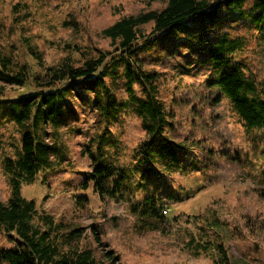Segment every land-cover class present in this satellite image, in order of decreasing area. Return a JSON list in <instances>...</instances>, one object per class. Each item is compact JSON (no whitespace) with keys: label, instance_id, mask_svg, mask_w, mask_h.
Listing matches in <instances>:
<instances>
[{"label":"rangeland","instance_id":"1","mask_svg":"<svg viewBox=\"0 0 264 264\" xmlns=\"http://www.w3.org/2000/svg\"><path fill=\"white\" fill-rule=\"evenodd\" d=\"M165 6V0H0V52L17 66L40 69L38 58L45 66L64 60L80 64L94 49L115 51L103 31L118 20ZM223 26L214 34L227 33L245 42L233 60L264 92V29L256 31L246 19ZM152 27V23L141 27L145 37ZM181 48L168 41L160 43L157 51L136 55L144 69L160 75V98L172 117V136L191 145L198 166L169 177L179 202L159 213L162 223L150 227L135 214L131 206L147 194L137 187L126 201L103 200L91 187L83 189L91 171L86 148L97 137L100 124L93 110L76 102V121L58 131L66 152L63 164L41 172L22 187L23 198L35 202L32 224L45 229L43 223L49 218L51 232L62 242L68 230L83 228V238L71 248H94L100 257L112 250L118 261L110 264H216L218 243L228 252L231 264H264V131L249 134L229 100L208 84L214 70L206 56L197 46ZM115 72L117 96L126 102L122 66H116ZM41 76L42 72L34 73L31 80L40 81ZM134 89L139 91L136 84ZM19 91L26 90L9 89L11 94ZM112 123L106 132L107 152L113 155V147L118 148L119 164L130 166L146 138L143 125L131 107ZM0 142V201L6 203L12 186L5 164L7 159L14 160L20 145L13 123L0 127ZM137 181L136 177L133 182ZM78 197L86 200L76 207ZM148 223L154 224L152 219ZM60 224L64 227L57 234ZM14 247L0 230V249Z\"/></svg>","mask_w":264,"mask_h":264},{"label":"trees","instance_id":"2","mask_svg":"<svg viewBox=\"0 0 264 264\" xmlns=\"http://www.w3.org/2000/svg\"><path fill=\"white\" fill-rule=\"evenodd\" d=\"M165 1L166 6L161 10L124 17L104 30L103 35L116 46L115 51L94 49L82 57L80 64L64 60L45 66L41 64L42 58H38L40 69L31 68L30 64L17 66L11 57L0 52V127L10 122L20 133L17 154L5 164L11 176V196L6 203L0 201V230L11 238L15 247L0 249V264L118 261V255L112 250L102 252V257L94 248L73 250L72 243L77 244L83 238L81 227L68 230L64 242L51 232L53 221L49 218L43 223L45 229L35 227L32 224L37 213L35 202L22 196L23 185L33 183L41 172L63 164L66 152L58 131L76 121V102L84 109L93 110L100 124L97 137H92L86 148L91 171L86 174L84 190L91 187L103 200L126 201L131 190L137 187L147 194L131 207L140 221L150 227L162 223L159 217L162 210L179 202L168 179L176 173L197 169L195 154L190 144L173 138L172 117L160 98V75L138 63L136 55L140 51H157L160 43L168 41L179 43L183 50L197 46L214 70L208 81L210 87L229 100L249 134L264 131V92L233 60L234 54L243 51L245 42L230 38L227 33L214 34L229 21L243 19L249 20L256 31H262L264 0H253L250 4L248 0ZM249 5L251 8H246ZM150 23L153 24L151 33L145 37L141 27ZM118 65L123 68L124 88L129 97L126 102L116 93L118 84L114 74ZM39 72L42 80H31ZM13 88L26 91L11 94L9 89ZM129 107L141 121L146 138L136 148L132 166H124L119 164L118 148L113 147V155L107 152L106 132L112 121ZM136 177L138 181L134 183ZM262 178L264 181V175ZM85 200L76 198V207ZM149 219L154 224L148 223ZM62 227V224L56 225L57 234ZM214 250L219 257L216 264H231L222 244L218 243Z\"/></svg>","mask_w":264,"mask_h":264}]
</instances>
